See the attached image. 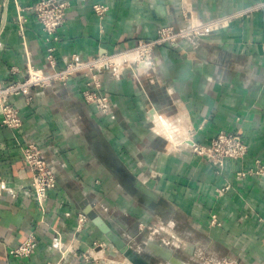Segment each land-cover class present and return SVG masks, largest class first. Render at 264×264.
Instances as JSON below:
<instances>
[{
    "label": "crops",
    "instance_id": "crops-1",
    "mask_svg": "<svg viewBox=\"0 0 264 264\" xmlns=\"http://www.w3.org/2000/svg\"><path fill=\"white\" fill-rule=\"evenodd\" d=\"M38 1L0 0V83L16 80L10 70L27 64L46 71L50 47L62 67L72 56L91 60L154 41L162 28L232 19L210 36L156 48L151 62L119 76L100 73L108 115L84 102L81 75L65 87L34 90L30 104L11 99L22 126H0V264L57 262V233L76 249L72 264H85L82 255L95 243L106 246L101 264H131L88 210L149 264H168L153 256L152 243L182 263L212 255L264 264V175L248 174L256 161L264 168V0H61L68 8L56 40L29 12L19 29L18 9ZM97 4L107 7L105 15L93 10ZM219 133H236L249 148L221 170L191 153V141L208 147ZM26 142L41 148L57 179L44 210L21 157ZM79 214L89 221L77 233ZM30 235L38 242L34 254L11 257Z\"/></svg>",
    "mask_w": 264,
    "mask_h": 264
},
{
    "label": "built area",
    "instance_id": "built-area-1",
    "mask_svg": "<svg viewBox=\"0 0 264 264\" xmlns=\"http://www.w3.org/2000/svg\"><path fill=\"white\" fill-rule=\"evenodd\" d=\"M264 6V3L261 5ZM68 4L61 0H39L33 7L18 9L17 23L22 32L27 19L25 13L34 15L37 22L41 25L43 32L51 38L63 26L65 22L66 10ZM93 10L97 15L103 16L107 12V7L103 5H94ZM247 12L241 14L243 16ZM232 18H223L210 21L206 24L197 23L183 31H175L171 27L162 28L158 31L156 40L150 42L139 41L133 47L109 55L99 56L91 60H82L78 56L67 58L60 67L58 60L54 55L53 48H47L45 60L47 70L35 69L30 64L25 66L24 70L12 68V76H17L16 80L0 83V126L10 131H16L22 126V120L19 112L11 104V99L24 97L26 102H32V92L37 89H48L55 85L67 86L69 81L81 75L85 80L81 96L85 103L92 105L103 115L109 114V98L101 92L99 75L105 71H111L113 76L121 75L131 65H141L151 62L154 58L155 49L165 45L176 46L180 40L189 37L204 38L229 26ZM181 141L175 139L174 147H178ZM249 152L248 146L236 133H219L211 140L208 147L201 146L191 141L192 155L208 160L214 167L223 169L227 160H242ZM20 153L31 176V190L34 202L41 210L45 209V204L49 193L57 186V179L46 161L43 151L34 142H26L20 147ZM251 175H264V168L259 161H256V169L248 172ZM245 173L238 176L245 177ZM229 186L221 189V193H226ZM88 218L84 214L78 215L76 232H80L88 224ZM217 222V217L213 216L212 223ZM162 231V229H160ZM153 235L159 234V230H152ZM55 248L59 253V260L48 264H72L77 257L76 249L69 245L64 247L60 235L56 234ZM165 246L177 247L178 242L174 240H162ZM38 248V242L33 235L28 236L17 248L11 250L9 255L17 259H26L34 254ZM106 246L95 243L92 253L82 255L85 264H101L105 261L104 250ZM227 264H237L233 260L224 259Z\"/></svg>",
    "mask_w": 264,
    "mask_h": 264
},
{
    "label": "water",
    "instance_id": "water-1",
    "mask_svg": "<svg viewBox=\"0 0 264 264\" xmlns=\"http://www.w3.org/2000/svg\"><path fill=\"white\" fill-rule=\"evenodd\" d=\"M137 188L146 194H149L147 190L138 183ZM87 215H89L92 219L93 224L108 238L111 244L116 248V250L124 256L126 260H128L131 264H149L143 258L138 256L133 250L128 248L117 236H115L109 230L107 224L104 220L97 216L91 215V210L87 211ZM150 249L153 256L159 260L167 262L168 264H183L181 261L177 260L174 257L172 251L166 247L158 245L156 243L150 244Z\"/></svg>",
    "mask_w": 264,
    "mask_h": 264
},
{
    "label": "rangeland",
    "instance_id": "rangeland-1",
    "mask_svg": "<svg viewBox=\"0 0 264 264\" xmlns=\"http://www.w3.org/2000/svg\"><path fill=\"white\" fill-rule=\"evenodd\" d=\"M184 263L185 264H227V262L223 261V258L212 256V255H206V256L197 258L195 260H191V261L187 260Z\"/></svg>",
    "mask_w": 264,
    "mask_h": 264
},
{
    "label": "bare ground",
    "instance_id": "bare-ground-1",
    "mask_svg": "<svg viewBox=\"0 0 264 264\" xmlns=\"http://www.w3.org/2000/svg\"><path fill=\"white\" fill-rule=\"evenodd\" d=\"M157 119V118H156ZM175 133V132H174ZM178 135V134H177ZM173 137V136H172ZM173 138H175V136L173 137Z\"/></svg>",
    "mask_w": 264,
    "mask_h": 264
}]
</instances>
